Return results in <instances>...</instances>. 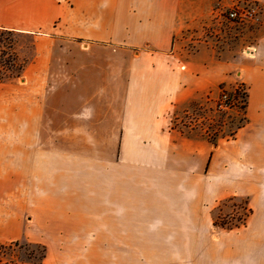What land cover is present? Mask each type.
<instances>
[{
	"label": "rangeland",
	"instance_id": "rangeland-1",
	"mask_svg": "<svg viewBox=\"0 0 264 264\" xmlns=\"http://www.w3.org/2000/svg\"><path fill=\"white\" fill-rule=\"evenodd\" d=\"M231 1L216 0L200 28L186 32L189 40L183 44L188 51L202 40L206 46L211 43L216 52L250 53L248 47L264 32V15L251 25L234 24L224 14ZM12 37L13 49L27 62L33 35L14 32ZM204 58L207 71L200 72L204 90L190 103L175 104L168 118L171 129L182 136L217 142L231 138L243 122L245 87L237 81L217 83L225 74L236 79L235 68L222 67V62L237 57H221L218 64L217 57ZM21 76L22 72L0 83V264H37L35 260L42 254L39 245L45 247L40 264H264V244L263 249L248 246L240 236L239 230L251 213L246 198H220L217 174L183 173L182 157L172 159L164 145L160 148L149 142L115 140L117 126L109 127L108 140L105 136L89 141L72 136L37 143L31 138L29 173H21L20 136L51 134L63 128L37 125L38 121L52 122L55 118L53 109L59 106V95L22 94ZM180 83L176 82L175 89L181 88ZM223 92L228 103L225 109H218ZM25 96L30 98L26 107L22 104L23 99L27 102ZM135 97L127 95L126 118L119 123L130 134L141 114L143 121L149 120V111L135 108ZM46 99L49 114L39 107ZM28 117L36 123L25 125L23 119ZM80 214H121L128 219L159 216L169 219L167 224L173 228L182 226L174 220L183 216L189 219L190 244H183L185 238L134 236V231L141 229L149 234L150 224H155L141 220L124 223L126 236H102L99 231L107 224L111 233H117L121 223L84 222L79 220ZM85 228L90 229L88 233L81 232Z\"/></svg>",
	"mask_w": 264,
	"mask_h": 264
},
{
	"label": "crops",
	"instance_id": "crops-1",
	"mask_svg": "<svg viewBox=\"0 0 264 264\" xmlns=\"http://www.w3.org/2000/svg\"><path fill=\"white\" fill-rule=\"evenodd\" d=\"M215 1L0 0V28L33 35L30 54L22 70V94L59 95L56 98L59 106L53 109L55 118L52 122L49 119L46 123L38 121L37 125L63 127L51 134L38 132L20 136L23 143L21 173H29L31 138L37 143L63 141L72 136L87 141L105 136L108 140L109 127L117 126L115 140L149 142L160 148L164 145L172 159L182 157L183 173L217 174L220 198H246L251 213L239 230L240 236L246 239V245L263 249L264 32L250 46L253 51L247 56L216 52L211 43L206 46L208 43L202 40L196 41L201 43L192 52L188 51L183 44L189 40L186 32L200 28V22L207 18ZM253 1L260 2L264 9V0ZM204 57H217V64L222 62L221 57H237L222 62V67L235 68L233 78L236 79L225 74L217 83L237 81L246 91L245 123L233 137L217 140L216 146L200 136L187 137L175 132L168 118L175 104L190 103L204 90L205 80L200 77V72L207 71ZM176 82H181V88L175 89ZM129 94L136 95L138 111H149V120L143 121L141 114L131 134L119 125L122 118H126ZM26 99L27 102L22 100L25 107L30 98ZM39 107L47 114L49 99L39 102ZM23 123L36 122H30L28 117ZM92 129L102 132L95 133ZM203 182L204 186L205 179ZM78 216L84 222L121 223L117 233H111V225L107 224L99 231L102 236H126L124 223L141 220L155 224H150L149 234L141 229L134 231V236L178 237L187 239L183 242L185 246L190 244L189 219L183 216L174 220L182 223L178 228L168 225L169 219L159 216L144 219L134 216L128 219L121 214ZM89 230L85 228L81 232Z\"/></svg>",
	"mask_w": 264,
	"mask_h": 264
},
{
	"label": "trees",
	"instance_id": "trees-1",
	"mask_svg": "<svg viewBox=\"0 0 264 264\" xmlns=\"http://www.w3.org/2000/svg\"><path fill=\"white\" fill-rule=\"evenodd\" d=\"M14 32L15 31L13 30L0 28V83H3L5 79L10 78L12 75L19 77L20 72H22L26 64V60H21L19 55L13 49L14 41L12 36L14 35ZM245 120V116H243V122L236 127V130L233 131L230 137L234 136L237 129L245 123ZM210 142L215 146L217 144V142L215 141ZM244 220L245 218L241 221V224H244ZM213 224L217 225L216 220ZM39 246L41 248L42 254L38 260H35L36 262H38L37 264H40V262L45 258V247L43 245Z\"/></svg>",
	"mask_w": 264,
	"mask_h": 264
},
{
	"label": "built area",
	"instance_id": "built-area-1",
	"mask_svg": "<svg viewBox=\"0 0 264 264\" xmlns=\"http://www.w3.org/2000/svg\"><path fill=\"white\" fill-rule=\"evenodd\" d=\"M224 14L226 18L237 25H251L258 22L260 15L263 14V5L253 0H232L230 5L225 7ZM222 11L218 12L220 15ZM250 53L253 48L248 47ZM245 94L246 91L244 90ZM228 103V95L222 93L217 103L218 109H225Z\"/></svg>",
	"mask_w": 264,
	"mask_h": 264
}]
</instances>
